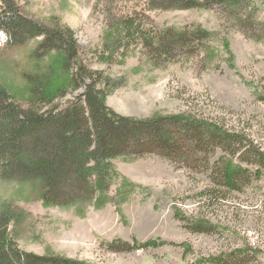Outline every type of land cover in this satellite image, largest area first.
I'll list each match as a JSON object with an SVG mask.
<instances>
[{"label": "rangeland", "instance_id": "1", "mask_svg": "<svg viewBox=\"0 0 264 264\" xmlns=\"http://www.w3.org/2000/svg\"><path fill=\"white\" fill-rule=\"evenodd\" d=\"M16 1L29 16L73 30L84 63L121 79L122 87L105 99L116 113L134 118L186 113L248 144L233 156L210 150L204 164L159 155L114 159L119 177L107 200L99 205L95 199L82 215L73 207L22 204L32 218L18 247L84 264H264V162L246 152L264 153V42L220 25L210 11H146L159 29L200 25L219 31L228 49L215 46L211 67L195 58L151 68L140 49L122 64H107L99 58L106 27L98 0ZM251 1L264 22V0ZM4 44L0 33V56ZM25 50L17 49L14 58L20 61ZM226 167L239 175L229 186L222 179Z\"/></svg>", "mask_w": 264, "mask_h": 264}, {"label": "trees", "instance_id": "2", "mask_svg": "<svg viewBox=\"0 0 264 264\" xmlns=\"http://www.w3.org/2000/svg\"><path fill=\"white\" fill-rule=\"evenodd\" d=\"M103 1V6L96 3L106 27L99 58L107 64H122L140 49L151 68L195 58L211 67L215 46L228 49L219 31L200 25L159 29L146 11H210L220 25L264 42V22L251 0ZM0 33L6 50L0 56V264H84L21 250L17 240L32 218L21 205L73 207L82 215L95 199L99 205L107 200L119 177L114 159L159 155L193 165L204 164L210 150L233 156L248 148L237 135L190 114L134 118L116 113L105 99L122 87L121 79L84 63L73 30L29 16L16 0H0ZM17 49L27 51L20 61L14 58ZM15 66L21 69L14 72ZM246 152L264 162L263 152ZM222 176L229 186L239 175L226 167Z\"/></svg>", "mask_w": 264, "mask_h": 264}]
</instances>
